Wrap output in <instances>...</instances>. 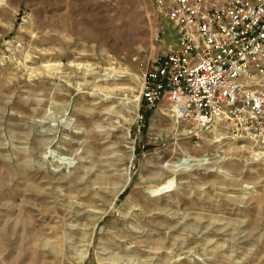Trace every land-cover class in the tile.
I'll use <instances>...</instances> for the list:
<instances>
[{"label": "rangeland", "instance_id": "rangeland-1", "mask_svg": "<svg viewBox=\"0 0 264 264\" xmlns=\"http://www.w3.org/2000/svg\"><path fill=\"white\" fill-rule=\"evenodd\" d=\"M163 30L153 0H0V264H264V144L143 108Z\"/></svg>", "mask_w": 264, "mask_h": 264}, {"label": "built area", "instance_id": "built-area-1", "mask_svg": "<svg viewBox=\"0 0 264 264\" xmlns=\"http://www.w3.org/2000/svg\"><path fill=\"white\" fill-rule=\"evenodd\" d=\"M159 51L140 88L144 110L264 144V0H153Z\"/></svg>", "mask_w": 264, "mask_h": 264}, {"label": "bare ground", "instance_id": "bare-ground-1", "mask_svg": "<svg viewBox=\"0 0 264 264\" xmlns=\"http://www.w3.org/2000/svg\"><path fill=\"white\" fill-rule=\"evenodd\" d=\"M88 66V65H87ZM46 67H49V65H47ZM54 67H56V65H54ZM58 67V66H57ZM56 67V68H57ZM109 71L111 72V73H113L114 71H115V68L114 67H111V68H109ZM109 77V76H108ZM107 89H109V88H107ZM165 106V105H164ZM168 109H166V108H163L162 106H161V108H160V111H162V113L163 114H165V115H167L169 112H171V110L169 109V107H167ZM166 111V112H165ZM168 111V112H167ZM176 122V120L175 119H173V121H172V124L173 123H175ZM178 122V121H177ZM195 127H197V126H195ZM198 128V127H197ZM199 129V128H198ZM219 131V130H218ZM188 132V131H187ZM230 137L231 138H233V139H236V137H235V135H231L230 134ZM237 137H240L241 139H244V138H246V139H250L252 142H254L255 143V141H253L252 139H251V137H249V136H237ZM257 143V142H256ZM67 144V143H66ZM243 146H244V144H243ZM262 147H264V146H262ZM249 148H251L252 149V146L250 147L249 146ZM248 147H247V149H249ZM256 153V152H255ZM178 162H179V160H178ZM127 173V172H126ZM128 179H129V176H126L125 177V181H124V185H123V187L127 184V181H128ZM32 187V186H31ZM122 187V188H123ZM35 192H36V190H35ZM38 193V192H37ZM23 194V193H22ZM28 196H30V195H28ZM21 198V197H20ZM19 198V199H20ZM25 198V197H24ZM33 198V197H32ZM31 198V199H32ZM26 201V200H25ZM24 201V202H25ZM27 202V201H26ZM25 202V203H26ZM7 203V202H6ZM42 204V203H41ZM22 207V206H21ZM23 208V207H22ZM9 210V209H8ZM16 210V209H15ZM30 210V209H29ZM44 210V209H43ZM28 210H26L25 212H27ZM8 212V211H7ZM15 212V211H14ZM13 212V213H14ZM23 212V211H22ZM2 213V212H1ZM30 213V212H29ZM49 213V212H48ZM19 214V213H18ZM28 214V213H27ZM10 215V214H9ZM4 216V215H3ZM12 216V215H11ZM21 217H23V216H21ZM35 218H37V217H35ZM43 219V218H42ZM13 220V219H12ZM27 221H25V223H26ZM97 222V221H96ZM25 223H23V224H25ZM28 223V222H27ZM91 223V222H90ZM29 224V223H28ZM93 225H95V223H93ZM22 227H24V226H22ZM28 227H30V232L31 231H33V229H34V224L33 223H31V224H29V226ZM28 227H26V229H23V231H26L27 230V228ZM25 228V227H24ZM36 228H37V226H36ZM92 228H93V226H92ZM37 229H39V231H41L42 229L41 228H37ZM28 231V230H27ZM39 231H36L35 232V235H36V233L37 232H39ZM75 231V230H74ZM91 231H92V229H91ZM90 231V234L92 233ZM41 234V233H40ZM4 236V235H3ZM33 241H35V239H33ZM35 243V242H34ZM29 245V244H28ZM88 245H89V241H88ZM151 245H154V244H151ZM52 248H54L53 246H51ZM152 247V246H151ZM158 247V246H157ZM153 248H154V246H153ZM155 248H156V246H155ZM157 249V248H156ZM24 255V254H23ZM39 257V256H38ZM83 258H84V254L83 255H81V257L79 258V260H78V264L83 260Z\"/></svg>", "mask_w": 264, "mask_h": 264}]
</instances>
